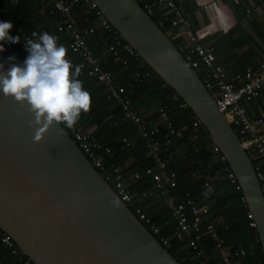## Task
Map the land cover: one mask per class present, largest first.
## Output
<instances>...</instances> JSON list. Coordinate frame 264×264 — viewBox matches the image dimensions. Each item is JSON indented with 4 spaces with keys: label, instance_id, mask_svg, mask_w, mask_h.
Segmentation results:
<instances>
[{
    "label": "water",
    "instance_id": "95a60500",
    "mask_svg": "<svg viewBox=\"0 0 264 264\" xmlns=\"http://www.w3.org/2000/svg\"><path fill=\"white\" fill-rule=\"evenodd\" d=\"M186 104L219 148L252 215L264 261V196L239 137L197 73L136 0H90ZM0 53V64L9 66ZM28 105L0 94V231L33 264H183L149 233L53 122L34 139Z\"/></svg>",
    "mask_w": 264,
    "mask_h": 264
},
{
    "label": "built area",
    "instance_id": "2783aa9c",
    "mask_svg": "<svg viewBox=\"0 0 264 264\" xmlns=\"http://www.w3.org/2000/svg\"><path fill=\"white\" fill-rule=\"evenodd\" d=\"M19 1L27 0H12L14 3ZM39 1L49 5V14L59 15L56 30L67 36L69 50L79 57V61L75 64L80 68L78 77L94 79L97 84L104 87L107 98L114 101L119 107L122 119L135 126L137 135L152 164L145 167L141 173H133L129 176L130 181H126L119 167L106 164V159L111 160L113 158V151L95 139L92 126L79 118L71 127L65 126L63 122L58 123L65 128L81 152L113 188L120 200L144 222L153 234L159 235L162 228L168 223L164 221L162 225L156 224L149 215L141 210V202L157 198L163 200L165 209L169 212L174 223L171 237H161L160 239L163 247L169 246L170 238H175L183 242V247L189 250L187 256L190 261L194 264H207L208 260L201 240L208 238L220 264L241 263L246 255V250L238 244L230 245L218 233L216 224L206 221L209 215L208 207L197 204L187 194L181 201L176 200L174 190L178 186V175L169 169V151L174 140L183 138L186 127L174 126L169 115L171 105L166 103L157 108V116L165 127L161 132L159 127L151 126L142 118L139 110L133 106L132 100L126 95V87L131 86V84H123L110 71L101 67V61L108 56H112L120 61L123 67H127L131 60L138 61L139 56L136 52L123 41L102 12L90 0ZM136 1L151 18L154 17L157 20L156 23L160 29L164 31L190 67L200 77L216 107L239 137L242 148L252 162L264 196V131L255 127L242 106L243 103L255 98L264 88V60H261L254 67L247 68L242 73L228 76L223 67L216 63L212 49L199 42L190 21L182 14L175 0ZM77 6L84 9L86 22L89 21L90 15L94 16L95 26L82 29L78 25L74 15ZM96 29H100L109 40L105 49L98 56L92 54L87 44V35L93 34ZM25 38L28 37L21 36V41L17 47L14 44L5 43L4 52L8 56L13 55L18 61H22L24 59L22 53L26 52L23 45ZM119 51H122L125 56L121 57ZM149 75L147 72L136 73L132 77L135 81L141 82ZM172 100L177 102L180 108H186V104L179 102L177 95L172 94ZM262 123L264 122L258 121V124ZM191 127L193 133H197L200 122L196 117L191 122ZM158 135H160L159 139L157 138ZM121 141L126 149L131 148L132 143L126 137H122ZM209 147L217 155L220 162H225L224 156L214 143H211ZM225 171L230 184L234 185L236 190L240 189L231 170L225 168ZM192 176H199L198 172H194ZM144 179H148L149 187L136 196L133 194L134 191L129 182H143ZM204 187L209 188L210 191L213 190L209 180L204 182ZM240 200L246 206L243 196ZM246 217L249 220L248 226L254 228L255 223L248 211ZM0 242L9 249L11 255L15 256L18 261L23 262V264H33L26 258H22L24 255L15 247L11 238L1 231Z\"/></svg>",
    "mask_w": 264,
    "mask_h": 264
},
{
    "label": "crops",
    "instance_id": "0c3cea01",
    "mask_svg": "<svg viewBox=\"0 0 264 264\" xmlns=\"http://www.w3.org/2000/svg\"><path fill=\"white\" fill-rule=\"evenodd\" d=\"M27 1L31 4L33 9L32 15H34V17L32 20L36 21L38 14H42L45 22L53 20L52 24L47 25L49 31H53L58 23L59 15L49 14V5L41 3L39 0ZM175 2L182 14L190 21L199 42L212 49L216 63L223 67L228 76L242 73L247 68L254 67L261 60H264V0H175ZM74 15L78 25L82 29H86L88 26H95L96 24L93 15L89 16L88 22L85 21V11L79 6L75 7ZM37 26L40 27V25ZM61 36H63V34H61L60 37ZM68 42V38L64 41L58 39V43L62 44L64 47L67 46V48ZM108 42L109 40L106 38V35H104L100 29H96L93 34L87 35V44L92 54L96 56L100 55ZM119 54L121 57L125 56L122 51H119ZM102 66L107 67V69L104 70L110 71L116 79H122L121 73L123 72V66L120 61L114 59L112 56H108L101 61V67ZM90 80L94 82V89L97 90L96 95L92 98L93 102H91V106L94 105L96 107L95 111L93 110L94 116H91V118H89L90 120L85 122L93 127L95 136L99 135L100 138L105 137L106 139L115 130L116 135H114V137L116 139L126 137L132 143L131 147H136L134 144L138 143L139 138L135 126L122 119L119 107L114 101L109 100L107 96L106 98L110 104L101 106L104 102H102L103 99L99 93L101 88L104 90V87L97 84L94 79ZM141 92L143 96L148 97L152 94L150 88L147 89V87L141 88ZM104 94L106 95V93ZM162 101L158 102L157 99L151 102L146 101L140 104L137 109L144 120L151 126L159 127L162 132L164 125L162 126L156 111L160 105L167 103L171 105L169 115L172 116V118H170L173 119V123H176L178 125L177 127H186V129H188L190 122L186 109L180 108L177 102L172 100V94L167 95ZM242 106L245 108L247 115L250 117L255 127L264 131V123L258 124L259 120L264 122V88L260 90L255 98L247 103H243ZM102 108L103 112L105 111L103 117L101 115L102 119H98L99 117L95 119V115ZM115 109H118L120 112L116 114L118 119L114 116L115 113H113ZM177 112L184 118H176ZM87 113H89V110H87ZM95 121L101 122V124H96ZM112 121L117 123L113 124ZM113 126L119 128L114 129ZM204 140L207 143L205 150H208L210 154L205 165L193 167L190 165L192 162L187 160V157L190 155V146L191 148L198 147L201 143L196 134L191 131L188 138L183 137L182 139L173 141L170 148L169 169L173 168L177 171V175L181 178L183 187L187 189V194L190 198L197 204L208 207L209 215L206 220L216 224L218 233L223 237L225 235L230 245L238 244L242 246L241 242L248 239L249 236L247 235H250L252 230L246 228V221L243 215L239 213L241 206L238 201L235 199L230 200V196H232L230 191L233 190V187L227 178L225 168L219 166L221 163L217 155L213 153L209 147V139ZM144 150L131 151L118 160L116 165L114 164L122 170L126 181H130L129 176L133 173H141L139 168L143 167V161L147 157L146 149L144 148ZM198 153L200 154V151ZM194 172H198L199 176H192ZM207 180L211 182L212 191L204 187V182ZM142 181L143 184H146L148 179ZM129 184L131 186L132 183L129 182ZM227 192H229V194ZM133 194L137 196L139 192L134 190ZM143 203L150 213L155 214L163 212L162 217H167L162 199H147L144 200ZM168 223L174 226L169 216ZM202 243L205 245L207 257L217 260V254L213 249L212 243H208L207 240H203ZM3 248L6 250L5 255H7V260H2V258H0V264H21L16 257L10 254L7 248ZM217 261L218 264H220L219 260Z\"/></svg>",
    "mask_w": 264,
    "mask_h": 264
},
{
    "label": "trees",
    "instance_id": "16d2710c",
    "mask_svg": "<svg viewBox=\"0 0 264 264\" xmlns=\"http://www.w3.org/2000/svg\"><path fill=\"white\" fill-rule=\"evenodd\" d=\"M0 10H1L0 11L1 20H11L13 22V29L11 30L10 34H12V35H17L18 34L20 36V39H21L22 35H25L27 37H31V33L33 31H35L37 33H40V32H43V31H47L50 34L55 35L58 39H61L62 41H64L67 38L64 34H63V36L60 37L61 33H58L56 28H54L53 31L50 32L49 28L47 27V25L52 24L53 20H48V22H45L44 21V16L42 14L41 15L38 14L37 20L33 21L32 20V18L34 17V15H32V10L33 9L31 7V4L28 1H19V2L14 3V2H12V0H0ZM152 19L155 22H157V20L154 17H152ZM37 25H40V27H38ZM19 43L20 42L14 44L15 47H17L19 45ZM65 49H66L67 58H69L74 65L77 64V62L79 61V57L76 54L71 53V51L67 48V46L65 47ZM26 55H27L26 52L22 53L23 57H25ZM102 68L103 69H107V67H105V66L104 67L102 66ZM122 71H123L121 73L122 79L120 81L123 84H128V83L131 84V86L126 87V95L132 100V104H133V106L136 109L143 102L156 101V99L158 100V102H160V101L164 100L167 95H170V94L177 95L145 63H143L140 58H138L137 62H135L134 60H131L129 62V64L127 65V67H123ZM145 72L149 73L150 75L148 77H146L141 82L135 81L133 79V77H132L136 73H145ZM78 78L82 81L83 87L89 92V96H90V104H89V108H88L89 113H87V111L86 112L85 111H81L80 116H79V119L87 124V122H85V121H89L90 120L89 118H91V116H94L93 110L95 111V107L96 106H94V105L91 106V102H93L92 98H93V96L96 95L97 90L94 89V82L92 80L87 79V78H83V77H78ZM143 87H147V89L150 88V90L152 92V94H150L151 96H149V97L148 96H143V94L141 92V88L143 89ZM104 93L105 92H104L103 88H101L99 94L102 96V99H103L102 102H104V104L102 103L103 105H101V106H106V105L110 104V102H108V100L106 98V95ZM178 98H179V102L184 103L179 96H178ZM97 105H99V104H97ZM185 109H186V111L188 113L190 124H189L188 129H186L184 131V136L183 137L188 138V135L192 131L191 121H193L195 116H194V114L190 111V109L187 106H186ZM117 112H119L118 109H115V111H113V113H115L114 116H116ZM120 116H121V114H120ZM170 117L172 118V116H170ZM178 117L184 118V117L181 116V114H179V112H177V117L176 118H178ZM116 118H117V116H116ZM191 118H192V120H191ZM112 122H113V124H115L114 121H112ZM97 123L101 124V122H97ZM173 124H174L175 127L178 126L176 123H173ZM102 125H104V124H102ZM113 127H114V129L115 128H119V127H115V126H113ZM162 129L164 130V126H163ZM114 133H115V130L113 131V133L109 137L106 136L107 137L106 139H105V137L100 138L99 135H97V136L94 135L96 140L101 145L107 146L113 151V158L111 160L110 159H106V164L107 165H109V166L110 165L114 166V164L116 165L117 164L116 162H118V160H120L121 158L126 156L131 151H136V150L137 151H142V150H144V148L142 146V143H141V140H140L139 137H138L139 138L138 139V143L134 144V146H136V147H131L132 149L131 148L130 149H126L123 146V143L121 141L122 138L121 139H116L114 137ZM194 134H196L198 140H200L201 143H200V146H198V147H192L191 148V146H190V155L187 157V160L192 162V164L190 163L191 166H193V167H201L202 165H205L207 159H209V157H210V154H209L208 150H205V148L207 146V143L205 142L204 139H207V140L209 139V144H211L213 142L211 141V139L209 138L208 133L206 132V130L203 128V126L201 124H200V127H199L197 133H194ZM157 138L159 139L160 135H158ZM199 151H200V154L198 153ZM144 152H145V150H144ZM191 159H192V161H191ZM220 163H221V164H219L220 167H224L226 169H229L226 161L225 162H220ZM151 164H152L151 160H150V158L147 155L146 159L143 161V167L139 168V171L142 172V170L145 167L150 166ZM169 165H170V163H169ZM171 170H175V169L171 168ZM175 172L177 173L176 170H175ZM231 186L233 187L234 191L233 190H232L233 192L230 191V193L232 195V196H230V200H234L235 199V200L238 201V203L241 206L240 207L241 209H240L239 213L243 215V218L246 221V228L252 230L251 234L247 235V236H249L248 239L246 241H244V242H241L242 243L241 244L242 247L246 250V255L243 257V259H242L240 264H264V261H263V258H262V254H261L260 244H259L258 239H257L256 231H255L254 228H250L248 226L249 220L246 217L248 209L246 208V206L244 204L241 203V200H240L241 197L243 196L242 192H241V189L236 190L234 185H231ZM147 187H149V182H147L146 184H143V182H136V183H132L131 184V189L133 191L135 190L136 192H139V193L142 190L146 189ZM174 191H175V195H176V200L177 201H181L184 198V196L187 194V189L185 187H183V184H182V181H181L180 177H178V186H177V188ZM227 193L229 194V192H227ZM228 200H229V197H228ZM140 207H141V210L143 212H145L147 215H149L152 218V220H154V222L156 224L162 225L164 221H167V223H168V216L170 217V214H169V212H167L166 209H165V211L167 212V217H162L163 212L162 213L159 212V213L152 214L146 208V206H145V204L143 202H141V206ZM170 220H171V217H170ZM208 222H210V221H208ZM173 230H174V226L171 223L170 224L168 223L166 226H164L162 228V230L160 231L159 235L158 234H153V235L155 236V238L158 241H160L161 237H171V235L173 233ZM224 238L226 240V236L225 235H224ZM203 240H207L208 243H210V240L208 238H203L202 241ZM202 241H201V244L205 248V245L202 243ZM226 241L229 243L228 240H226ZM183 245H184L183 242H180V241L176 240L175 238H170L169 246H167L165 248L179 262H181L183 264H194V262L190 261L189 257L187 256V252L189 250L184 248ZM3 247L4 246L0 242V258H2V260H7V255H5L6 254V250ZM205 253H206V249H205ZM22 258L25 259L26 257L23 256ZM206 259L208 260L207 264H218V261H217L218 259L217 260H213V258H208L207 257V253H206ZM19 262L21 264H23V262H21V261H19Z\"/></svg>",
    "mask_w": 264,
    "mask_h": 264
},
{
    "label": "clouds",
    "instance_id": "9594fccd",
    "mask_svg": "<svg viewBox=\"0 0 264 264\" xmlns=\"http://www.w3.org/2000/svg\"><path fill=\"white\" fill-rule=\"evenodd\" d=\"M12 29L11 20H0V53L5 51V43L21 41L18 34H10ZM23 45L27 55L22 61L9 55V66L5 69L0 64V94L28 105L34 139L39 140L53 122L71 127L81 111L88 110L90 96L78 78L79 66L67 58L55 35L33 31Z\"/></svg>",
    "mask_w": 264,
    "mask_h": 264
},
{
    "label": "rangeland",
    "instance_id": "374dc122",
    "mask_svg": "<svg viewBox=\"0 0 264 264\" xmlns=\"http://www.w3.org/2000/svg\"><path fill=\"white\" fill-rule=\"evenodd\" d=\"M97 102V101H96ZM104 113H105V111L103 112V108L95 115V119L97 118V117H99L98 119H102V117H103V115H104ZM101 115H102V117H101ZM96 122V121H95ZM96 124H98L97 122H96ZM114 135H116V133H114Z\"/></svg>",
    "mask_w": 264,
    "mask_h": 264
},
{
    "label": "bare ground",
    "instance_id": "6f19581e",
    "mask_svg": "<svg viewBox=\"0 0 264 264\" xmlns=\"http://www.w3.org/2000/svg\"><path fill=\"white\" fill-rule=\"evenodd\" d=\"M134 214V213H133ZM134 216L142 223V225L149 231V233H151V231L148 229V227L144 224V222L138 217V216H136L135 214H134ZM252 220H253V218H252ZM254 222V221H253ZM254 229H255V227H254ZM151 235H153V233H151ZM154 236V235H153ZM155 237V236H154ZM158 242H160V241H158Z\"/></svg>",
    "mask_w": 264,
    "mask_h": 264
}]
</instances>
